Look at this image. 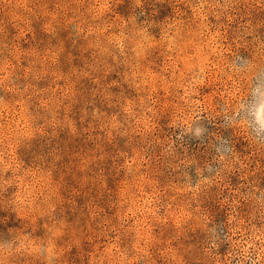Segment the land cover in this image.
I'll list each match as a JSON object with an SVG mask.
<instances>
[{"label": "rangeland", "instance_id": "1", "mask_svg": "<svg viewBox=\"0 0 264 264\" xmlns=\"http://www.w3.org/2000/svg\"><path fill=\"white\" fill-rule=\"evenodd\" d=\"M0 264H264V0H0Z\"/></svg>", "mask_w": 264, "mask_h": 264}]
</instances>
